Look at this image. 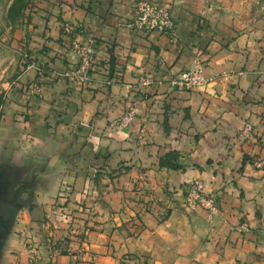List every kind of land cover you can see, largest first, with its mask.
<instances>
[{"label":"crops","instance_id":"0c3cea01","mask_svg":"<svg viewBox=\"0 0 264 264\" xmlns=\"http://www.w3.org/2000/svg\"><path fill=\"white\" fill-rule=\"evenodd\" d=\"M162 1L177 20L175 42L166 34L133 28V0H35L28 38L15 43L36 51L48 69L38 77L44 96L28 100L18 85L2 106L0 243L15 213L16 219L27 216L39 241L47 235L42 223L47 217L57 227L55 235L59 224L65 227L71 219L79 227L90 226L83 254L76 242L66 241L59 256L64 264H117L118 256L99 254L112 251L147 255L152 259L147 264H264V242L256 234L241 237L231 230L244 217L264 227V171L250 163L262 153L264 141V16L250 13L247 0ZM64 22L96 40L99 66L88 85L62 74L76 62L61 41ZM195 58L217 78L190 91L172 88L169 80ZM23 76L20 82L37 79L33 71ZM143 76L153 83L140 85ZM134 100L139 105L133 124L112 130L110 123ZM246 120L257 137L242 142L237 135ZM170 154L173 159L160 166ZM125 160L133 165L111 177L112 170L128 164ZM30 163L35 181L18 197L25 189L20 177ZM195 177L204 180L207 193L218 194L212 220L205 210L187 214L176 208L184 183ZM65 188L71 189L66 211L79 218L69 214L60 222L63 217L53 209L63 202L59 194ZM148 202L171 208L167 219L159 221L147 211ZM84 204L93 206L92 212L80 211ZM123 221L124 227L114 229ZM133 231L142 232L139 241L128 239L133 246L109 244L110 234L124 238ZM71 232L62 235L74 238ZM207 232L211 240L203 243ZM11 238L5 251L19 247ZM41 252L45 263L48 252L43 246Z\"/></svg>","mask_w":264,"mask_h":264},{"label":"rangeland","instance_id":"374dc122","mask_svg":"<svg viewBox=\"0 0 264 264\" xmlns=\"http://www.w3.org/2000/svg\"><path fill=\"white\" fill-rule=\"evenodd\" d=\"M137 1L138 0H133V15L131 18L132 19L131 23L133 25V28L149 31L151 33L158 32L161 34H166L170 38L171 41L175 42L178 37L177 20L173 14L172 7L168 3H165L162 0H155V2H157L161 7L169 10L174 20V23H175L174 32L146 30V29H141L140 27L137 26V24L134 23V10H135V5ZM210 1L211 0H208V2ZM243 1L244 0H242V2ZM34 4H35V0H0V120L2 118V109H3L2 106L8 99L12 97L11 96L12 89H14L16 86L19 85V90L28 100H30L34 96H37V97L44 96L43 85L41 84L39 78L46 74L47 69H48L47 62H45L42 58H40L37 55L36 51L34 52L33 50L29 49L27 45L17 47L15 43L17 38H23V36L25 35H26L25 38H28L27 36L28 29L26 27V24H28L27 22L30 19V14L32 12V8ZM247 5L249 6L248 8L249 12L252 13L253 15H258L259 17L264 16V0H247ZM205 12L206 11L200 12L199 17L201 19L206 18L204 16L206 14ZM25 19H27V21ZM66 24H69L71 26V32L66 31L65 29ZM60 31H61V36L63 37L61 41L64 42L65 46H68V48L72 49V51L76 54V57H75L76 62L74 66L70 69L64 70L62 74L66 78H69L71 81H73L76 84L83 85V86L90 84L94 79L93 74L96 72L97 66H99V60L96 55L97 53H96L95 38L92 36L82 37L77 32L76 27H74L69 22L62 23ZM25 32L27 33L25 34ZM76 44L79 47H76ZM87 60L91 63L90 77L87 80H82V76L78 75V71L80 69V65L82 64V62L87 61ZM197 65H201L203 67V72L205 76H214L213 80L217 78L215 74H206L204 61L202 62L200 58H195L194 62L191 64L190 67L181 70L177 74L173 75V77L183 71L191 70L195 68V66ZM27 71L36 72L37 79L20 82V77L23 76ZM147 78L150 79V83L144 84L143 80L145 81V79ZM170 80H169V83H170ZM152 83H153V80L149 76H143L139 79V84L143 86H149ZM170 86L172 87L171 84ZM200 87L201 86L193 88V89H197ZM193 89H190V90H193ZM190 90H180V91H190ZM134 103H136L137 105V112H138V105H139L138 100L132 101L127 106L125 111L129 108V106H131ZM122 115L123 114H121V116ZM121 116H119L117 119L113 120L110 123V127L112 130L121 131L131 126L137 116V113L131 124L125 127L118 128L117 121L121 118ZM237 136H238V139L242 142H248V140H251L252 138L255 139V137H257L253 124L248 120L244 122L242 128L238 131ZM256 140L260 141L258 138ZM261 143L263 144L262 153L258 155L254 160L252 159L250 163H252L257 169L264 171V141H261ZM103 157L104 159L109 158V156H107L106 154ZM172 159H173V154H170L168 158L161 159L159 161V164L160 166H163L166 163H168V160H172ZM125 161L128 164H125V162H123L122 165L119 166V168L112 170V172L110 173L111 177L119 176V172L133 165V162L129 160H125ZM32 167L33 166L30 163V165H28V170H27L28 172L24 173L25 177H22L20 173L15 174L18 177L21 176L20 180H23L25 183V187H24L25 189H23L22 191L19 190L20 192H18V197L21 196V192H23V195H25V190L27 191L30 190L33 178L35 181V176L33 175L32 172L30 173V170L33 169ZM145 175L147 174H143L142 179L147 178ZM70 195H71L70 188L61 189V194H59V197H62L64 200L62 203L58 205L55 204L56 207L55 209H53V211H56L54 212L56 217L57 215H60L61 217H63L61 218L60 222H64L66 220V218L64 219V217L69 216V214L73 218H77V219L79 218L74 213L72 212L68 213L67 212L68 210L66 211L65 207H66L68 200L71 197ZM181 197H182L181 202L179 203V205L176 206V208L179 210H182L183 212L187 214H194L200 210L201 211L205 210L207 211L209 219H211L212 215L215 214L219 208L218 194L215 192L207 193L205 191V182L200 177L192 178L184 183ZM23 201H25L24 204H27L25 208L31 207V204L28 203L30 201L29 199L23 198ZM92 208L93 206L84 204L82 205V209L79 208V210L80 211L84 210L85 212V209H90V211L92 212ZM146 210L156 213L159 216V221H164L169 216L171 208L160 209L157 206L153 205L152 203L151 204L149 203L147 205ZM16 215L17 214L13 213L10 216L9 220H7L6 222V229H5V232H6L5 239L6 240L4 239L0 243V263L1 264H64L59 261V256L65 250L64 247L67 244L66 241H72V240L76 242V248L79 254H83L85 252L84 247L87 244V231H89L90 226L87 225V227H84V228L79 227L77 226V224H79L78 221L71 219V221H65L67 224L64 227V225L60 223L59 220H56L57 224L60 223L59 225H60L61 230L59 231L60 233L57 232L56 233L57 235H55L54 231L57 227L55 226V223L52 220H50L51 217L50 218L47 217L42 222L45 224L44 229L46 230L47 235H45L42 239L40 238L41 241H39V239H36L38 235L37 233L34 232L35 229L34 227L31 226V223L28 222L27 216L24 217L22 214L21 216H23V219L26 218V220L22 221L23 220L22 217L19 216L18 217L19 220H17L18 218L17 219L15 218ZM89 215H95V213L92 214L89 212ZM47 222H49V224H47ZM18 223L21 224V227L17 228L16 230V227H17L16 225ZM126 223H127L126 221L125 222L123 221L122 224H120L118 227H114V229L119 228V227H124ZM63 230H71L72 231L71 234L72 235L74 234L73 235L74 238L70 237L69 236L70 234L68 233L66 235H62V234H65V233H62ZM75 230L76 232H74ZM231 230L234 233L239 234V236L241 237H245L249 233L256 234L258 242L259 243L264 242V235H263L264 227H258V226L251 225L245 219V217L240 222L234 224ZM141 233H142L141 231L140 232L133 231L131 236L127 235V236H124V238H122L119 235L118 237L115 236L114 238H112L111 237L112 234H110V236L108 237V240L110 241L109 244L114 245L112 241H116L117 245H119L120 243L122 245H125L128 243L129 241L128 239H133V238L138 239L137 241H139V238L141 237L140 236ZM209 233L207 232V235L204 236L203 243L211 240L208 235ZM10 236H12V238L15 239L17 244L19 245L17 249H11L12 250L11 252L7 250L8 246L5 251V246L7 244V241L11 242ZM129 243L131 245L133 241L130 240ZM129 243L127 245H129ZM41 246L46 248L48 252V260L45 263L43 259H41V255H42ZM129 249L134 250L133 248H130V247ZM99 254L109 255L113 257L118 256L119 261L117 262V264H147V262L152 261V259H150L149 256L146 255L145 257L138 253H135L134 251L120 252V254L114 253V251H112L111 253L100 252ZM147 258L150 259V261ZM188 264H196V263L190 262Z\"/></svg>","mask_w":264,"mask_h":264},{"label":"built area","instance_id":"2783aa9c","mask_svg":"<svg viewBox=\"0 0 264 264\" xmlns=\"http://www.w3.org/2000/svg\"><path fill=\"white\" fill-rule=\"evenodd\" d=\"M134 23L141 29L158 30L162 32H174V20L166 8L161 7L157 2L152 0H138L134 10ZM67 32H71V26L65 25ZM76 47H79L76 44ZM91 63L87 60L82 62L78 75L82 76V80L90 77ZM214 76H205L201 65L195 66L191 70H186L174 76L170 80V84L177 90H190L207 84L213 80ZM144 84H149L150 79L143 80ZM137 113L136 103L129 106L117 121V127H125L132 123ZM264 235V234H263Z\"/></svg>","mask_w":264,"mask_h":264},{"label":"flooded vegetation","instance_id":"af4514ba","mask_svg":"<svg viewBox=\"0 0 264 264\" xmlns=\"http://www.w3.org/2000/svg\"><path fill=\"white\" fill-rule=\"evenodd\" d=\"M1 225H2V224H1V220H0V228H1Z\"/></svg>","mask_w":264,"mask_h":264}]
</instances>
